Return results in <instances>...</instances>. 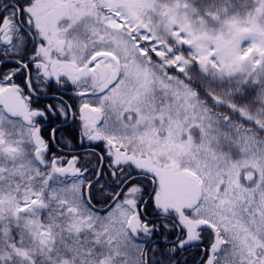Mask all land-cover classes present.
Returning <instances> with one entry per match:
<instances>
[{
	"label": "snow or ice",
	"instance_id": "obj_1",
	"mask_svg": "<svg viewBox=\"0 0 264 264\" xmlns=\"http://www.w3.org/2000/svg\"><path fill=\"white\" fill-rule=\"evenodd\" d=\"M0 264H264V0H0Z\"/></svg>",
	"mask_w": 264,
	"mask_h": 264
}]
</instances>
